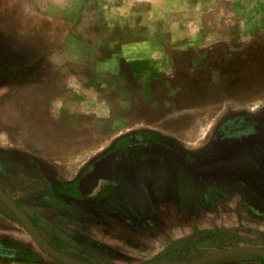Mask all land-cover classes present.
Returning <instances> with one entry per match:
<instances>
[{
	"label": "rangeland",
	"instance_id": "rangeland-1",
	"mask_svg": "<svg viewBox=\"0 0 264 264\" xmlns=\"http://www.w3.org/2000/svg\"><path fill=\"white\" fill-rule=\"evenodd\" d=\"M152 34L163 36L146 53ZM243 118L264 130V0H0V189L64 254L189 264L264 248V142L214 144L242 133ZM137 131L176 142L196 168L154 150L143 168L119 166L118 194H56ZM0 243L21 254L0 264H65L10 213L0 212Z\"/></svg>",
	"mask_w": 264,
	"mask_h": 264
},
{
	"label": "trees",
	"instance_id": "trees-1",
	"mask_svg": "<svg viewBox=\"0 0 264 264\" xmlns=\"http://www.w3.org/2000/svg\"><path fill=\"white\" fill-rule=\"evenodd\" d=\"M233 141H232V144H234ZM215 144H218V141H216ZM156 145L164 146L165 148L171 149L176 154H178L184 169H195L194 164H195L196 159L194 155H192L187 150L183 149L176 142L168 141L165 138H163L161 135H159L158 133H155L152 131H137V132L127 134L123 137H120L114 142L113 148H120L123 150V156L118 162L136 163V164L139 163L140 164L144 162L145 158L149 155L150 150ZM135 151L136 153H134ZM77 184H78V180H74L69 183H62V184L56 185L55 187L56 194L62 197L63 199H67L71 201H83L86 198L101 200L102 197H107L113 189L112 187L109 186L105 188V191L104 193H102V195L85 197L81 195L80 191L77 189ZM118 188H119L118 193H120L122 190V184H120ZM0 203L2 205V207H0V212L13 214L6 207V205L3 204L1 200H0ZM16 219L18 220L20 224H22L21 221L17 217ZM31 220L34 226L36 227L39 235L41 236V231L38 228L37 222L33 218H31ZM48 244L59 252H67L65 249H62L61 247H59L58 245L54 243H48ZM170 249H172V246H169L166 250L161 252L158 255L157 259L162 260L166 256V254L170 251ZM0 256L19 258L21 254L17 251H12L6 248L4 245L0 243ZM29 256L30 255L25 256V257H29ZM246 257L260 258L264 260L263 256L255 255V254H238V255L227 257V258H223L221 260L246 258ZM77 259L84 264H90L89 262L84 261L83 259H80V258H77Z\"/></svg>",
	"mask_w": 264,
	"mask_h": 264
},
{
	"label": "flooded vegetation",
	"instance_id": "flooded-vegetation-1",
	"mask_svg": "<svg viewBox=\"0 0 264 264\" xmlns=\"http://www.w3.org/2000/svg\"><path fill=\"white\" fill-rule=\"evenodd\" d=\"M241 121L243 122V123H241L242 126L240 127L241 130L243 129L242 133L237 132V130L234 128L231 130L232 133L224 134L223 132H220V133H218V135H216L215 140L218 141V144H215L216 141H214V144H215V147L217 149L227 150V151H236L240 143L242 144V143H245L247 141H254V142H260V143L264 142V130H263V128L260 127L261 125L259 124L258 121L251 119V118H243ZM261 133L263 134L262 135L263 138H258V135ZM232 141L234 142V144H232ZM154 150H162L164 152H167L169 154L174 155L178 159L180 165L183 167L179 155L176 154L171 149L165 148L164 146H159V145L154 146L150 150V153L145 158L144 162H142L140 164L139 163L136 164V163L118 162L123 156V150L120 148H113V146H112L111 149L104 156H106L107 154H110L112 152H116V151L118 152V154H117L116 159L114 160V162L112 164V170H113L112 173H110V171H108L106 174V175H108V178L100 180L99 185L91 193L85 192L79 188L80 180L93 170L95 163L98 161L97 160L93 163V165L90 168L89 167H88V169L85 168V173H83L82 174L83 176L78 179L77 189L80 191L81 195H83L85 197H89V196H95V195H102V193H104L106 187H109V186L112 187L113 189L110 192V194L107 197H102L101 199L108 198L112 193L118 194V192H119L118 186L123 183L122 182V180H123L122 176L119 173V166H121V165L130 166L134 169L143 168L148 163V160L150 159ZM134 153H136V151ZM103 157H101V158H103ZM196 165H197V163L195 160V164H194L195 168H196ZM188 170L191 171L192 169H188ZM85 189H88V188H85Z\"/></svg>",
	"mask_w": 264,
	"mask_h": 264
},
{
	"label": "water",
	"instance_id": "water-1",
	"mask_svg": "<svg viewBox=\"0 0 264 264\" xmlns=\"http://www.w3.org/2000/svg\"><path fill=\"white\" fill-rule=\"evenodd\" d=\"M117 154H118L117 151L112 152L110 154H107L106 156H104L100 160H98L95 163L93 170L80 180L79 188L85 192L91 193L99 185L100 180L107 179L108 175H100V176L96 177V180H95L96 182L92 186V188L85 189L83 186V181L88 176L93 174L95 172L98 164L106 158L110 159V173H112V171H113L112 170V164H113L114 160L116 159ZM0 200L21 221L22 225L25 227L26 231L28 232V234L32 238L33 242L37 245V247L41 251H43L45 254L49 255L50 257H52V258H54L60 262H63L65 264H84L81 261H79V260H77V259H75V258H73L67 254L59 252V251L55 250L54 248L48 246L46 244V242L41 239L36 227L34 226L31 219L28 217V215L18 206V204L7 193H5L1 189H0ZM238 254H255V255H260V256L264 257V248L254 247V246L234 247V248L219 251L217 253L208 255L204 258L192 261L189 264H208V263H212L214 261L221 260L223 258H227V257L233 256V255H238Z\"/></svg>",
	"mask_w": 264,
	"mask_h": 264
},
{
	"label": "bare ground",
	"instance_id": "bare-ground-1",
	"mask_svg": "<svg viewBox=\"0 0 264 264\" xmlns=\"http://www.w3.org/2000/svg\"><path fill=\"white\" fill-rule=\"evenodd\" d=\"M108 171H110V159L106 158L98 164L95 172L83 181V186L88 189L92 188L96 182V177L106 175Z\"/></svg>",
	"mask_w": 264,
	"mask_h": 264
},
{
	"label": "crops",
	"instance_id": "crops-1",
	"mask_svg": "<svg viewBox=\"0 0 264 264\" xmlns=\"http://www.w3.org/2000/svg\"><path fill=\"white\" fill-rule=\"evenodd\" d=\"M157 36H160V37H162L163 35L162 34H160V35H155V34H152L151 36H149V37H146V41L144 42V46H145V52L146 53H148V50H151V51H153V49H154V46H159L156 42H155V37H157ZM156 46V47H157ZM157 48H159V47H157ZM123 136H125V135H123ZM123 136H121V137H123ZM120 137H118L117 139H119ZM116 139V140H117ZM115 140V141H116ZM114 141V142H115ZM114 144V143H113ZM74 181V180H73ZM69 182H72V181H69ZM69 182H64V183H69Z\"/></svg>",
	"mask_w": 264,
	"mask_h": 264
}]
</instances>
